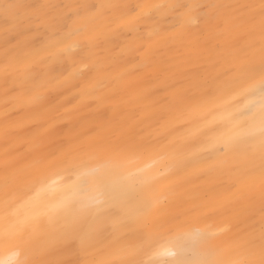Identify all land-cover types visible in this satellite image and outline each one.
<instances>
[{"label": "bare ground", "instance_id": "1", "mask_svg": "<svg viewBox=\"0 0 264 264\" xmlns=\"http://www.w3.org/2000/svg\"><path fill=\"white\" fill-rule=\"evenodd\" d=\"M63 1L65 5L97 7L104 4L136 7L144 4H159L162 1L173 2V0ZM72 1L73 3H70ZM4 2L59 5L60 1L0 0V3ZM208 2L218 3L219 0H208ZM251 2L259 3V0ZM222 3H242V1L225 0ZM127 7L123 11H127ZM57 11H68V9H57ZM140 11V8H136L137 13ZM102 19L101 17L91 21L102 22ZM170 25L166 27L169 28ZM73 27V22L69 21V28L65 31ZM5 28L3 16H0V232L5 228L27 223L36 214L38 206L50 208L62 198H70L75 202L93 200L95 197L84 184L75 191L60 190L52 185L54 170L48 168L47 163L53 158L77 150L89 149L100 140L114 121L123 120L134 131L135 140L147 144L149 149L135 161L118 162L89 177L93 180L94 192L97 193L98 185H119L138 168L155 162L156 167L160 168L167 177L163 181V185L168 190L164 193L160 205L161 215L196 209L198 214L209 216V222L218 231L216 239L227 244H240L250 233L258 234L259 201L251 205L254 211H248V204L240 200L237 194L238 189L243 187L241 177L222 166L219 158L201 164L192 156L193 151L208 139L209 130L220 122L224 115V103L231 101V94L226 87L221 90L190 87L188 73L192 72L194 76L197 75L200 79L207 78L210 81L213 77L232 69L229 76L222 77L225 80L229 79L234 75L235 69L244 62L242 55L239 59L235 58L247 43V37L242 32L238 33L230 29L222 31L218 36L221 40V48L212 51L209 47L203 57L198 54L206 45L207 39L203 38L202 42L198 43L200 49L195 54L185 52L182 55L177 45L187 42L188 37L181 34L174 43L170 41L167 46H157L156 39L149 41L146 36L140 42L130 43L115 50L113 55L107 45L106 48L99 49L103 58V64L100 65L95 57L93 62L89 63V56L74 49L79 41H83L85 34L79 38L80 40L76 38L78 41H69L64 33L58 35L51 28L41 27L39 30L34 28L24 35H17L14 31L6 34ZM192 28L184 30L189 32V41L193 38L190 36L195 34ZM213 33L212 36L217 34V32ZM167 35L172 34L167 32ZM120 36L115 35L111 39L120 40ZM102 38L107 39L104 35ZM150 48V57L146 58L144 53ZM9 49H15V52H9V60L15 55L23 62L7 63L5 53ZM94 49H98L96 43L92 50ZM126 60L129 64H133L127 73L124 70L120 71ZM147 62L158 64L165 70V78L172 75L174 79L172 82L177 81L173 86L180 83L189 86L194 96L192 100L187 101V108L181 103L185 86L172 91H170L171 87L162 89L163 91H159L162 95L160 97L162 105L155 104V91L153 84H149L146 80L147 72L142 70L139 74H132L133 67L137 69ZM162 63H169L173 67L172 74L166 71V66L162 67ZM84 64L88 65V70L81 71ZM103 67L105 72L102 76L112 79V83L115 82L119 86L118 89L121 87L124 89L118 90L121 96H127L124 91L130 93L131 99H134L132 102L143 107L145 111L139 114V117L132 116L131 120H128L123 101L117 103L114 109L108 106V99L113 89L109 87L101 89L95 77L97 68ZM26 68L31 69L28 75L37 77L35 86L32 80L27 82L23 80ZM140 84L144 85V88L138 89ZM167 84L166 79L165 82L159 80L155 83L156 86ZM46 88L54 93L53 99H46L44 93ZM89 102L94 103V106L83 110L82 105ZM232 106L235 108L239 105L233 103ZM22 167H28L31 171L35 187L10 185L6 198L4 182L6 175L10 176L13 171ZM226 174L234 178L233 181H230L232 178ZM43 185L47 187L41 191ZM209 186H214L215 195L223 196L225 202L222 201L218 207L215 206V209L206 210L194 199V196ZM117 212L118 208H112L108 215L98 222V226L105 228L104 235L111 233V223L116 218ZM110 241L111 238L101 247L110 245ZM176 243L187 247L193 259L202 251L201 242L195 234L182 236ZM6 255L7 252L0 248V258ZM106 255L107 252H102L97 258H104ZM61 258L82 260L85 257L82 254H67ZM108 258L118 259L116 256Z\"/></svg>", "mask_w": 264, "mask_h": 264}, {"label": "snow or ice", "instance_id": "2", "mask_svg": "<svg viewBox=\"0 0 264 264\" xmlns=\"http://www.w3.org/2000/svg\"><path fill=\"white\" fill-rule=\"evenodd\" d=\"M126 7L120 4L97 7L4 2L0 3V16H3L6 34L14 31L24 35L41 27L51 28L58 35L64 33L67 38L85 34L82 45L86 54L95 47L94 39L86 35L88 32H96L99 28L105 38L123 35L125 31L142 32L139 27L142 22H155L158 18L171 20L165 31L172 35L161 36L159 29L150 30L146 38L152 41L157 37V46H167L170 41L174 43L179 34L193 25L202 31L230 29L242 32L247 43L235 58L242 55L244 62L235 69L234 75L222 79L233 71L228 69L210 81L193 78L189 85L206 90L226 87L231 94V101L224 103L220 122L209 130L208 139L193 151L192 156L201 164L219 158L222 166L241 177L243 187L238 189L239 199L250 206L259 201V232L250 233L240 244H227L216 239L218 231L209 222V216L198 214L196 209L161 215L160 205L168 190L163 181L167 177L154 162L138 168L119 185H98L97 195L91 201L62 198L50 208L38 206L36 214L27 223L0 232V248L7 252L0 258V264H264V0L259 3L173 0L127 7V11H123ZM136 8L141 11L137 13ZM101 17L100 25L90 23ZM69 21L74 27L66 32ZM138 38L145 39L143 35ZM9 52H15V49L6 51L7 63L23 62L15 55L9 60ZM150 52L151 48L144 53L146 58L150 57ZM86 70L88 65L84 64L81 71ZM30 71V68L25 69L23 80H32L35 86L37 77L28 75ZM5 74H8L7 66ZM233 103L239 106L233 108ZM148 149L147 144L135 140L134 131L125 121H114L89 149L48 161L47 167L54 170L51 183L60 190H78L99 170L118 162L135 161ZM4 182L6 198L10 185L35 187L28 167L6 175ZM46 187L43 185L40 190ZM114 207L118 212L111 223L112 231L104 235L105 228L98 226V222ZM191 234H195L202 246L195 259L187 247L176 243L180 237ZM109 238L110 245L101 247ZM102 252L107 255L98 259ZM67 254H82L85 258H61ZM110 256L118 259L108 258Z\"/></svg>", "mask_w": 264, "mask_h": 264}, {"label": "rangeland", "instance_id": "3", "mask_svg": "<svg viewBox=\"0 0 264 264\" xmlns=\"http://www.w3.org/2000/svg\"><path fill=\"white\" fill-rule=\"evenodd\" d=\"M59 1H60L59 5H65V2L63 0H59ZM76 1H79V0H76ZM126 1H128V0H126ZM223 1H225V0H219L218 3H222ZM241 1H242V3H246V2H251L253 0H241ZM183 2L209 3L208 0H184ZM70 3H73V1L70 2ZM161 3H164V1L160 2L159 4H161ZM90 23L93 24V25H100L102 22H92V21H90ZM168 24H171V20L170 19H165V18H158L157 21H155V22L149 21L146 24L142 22L139 25V27L143 30L142 32L125 31V33L120 36V38H119L120 40H117L115 38H113V39L107 38L106 40L105 39L103 40L102 35H101V29L98 28V30L96 32H88L86 34L87 36L92 37L94 39V43H96L98 45V49L97 50L94 49V50L91 51V53L86 54L83 51V45H82V42H80V41H79L80 44L78 43V45L75 46L74 49L76 51H82L83 53H85V55L89 56V63L93 62L94 57H95V59L99 60L98 64L102 65L103 64L102 63L103 62V58H102V55L99 52L100 48H102V47L106 48V46L109 45L110 52L113 55L115 50H118V49L124 47L125 45H129L130 43L132 44V43H137V42L142 41L138 37L140 35H143L144 37H146L148 35V32L150 30L154 29V28L155 29H159L161 36H166L167 32L165 30L168 29L166 27V25H168ZM113 27H115V26H113ZM191 27H193L192 29H193V31H195V34L193 36H190V37H193V38L189 41V32L188 31H184V32L181 33V35L188 37V40H187V42L179 43L177 45L178 48H179V53L182 54V55L185 54V52L195 54L200 49V47H198V43L202 42L203 38L207 39V42H206V45H204V48L202 49L201 53L198 54V56L203 57L204 56V52L209 47H211L212 51H215V49L221 48L222 44H221V40H220V38H218V36L220 35V33L222 31L228 30V29H221V30L211 29V30H203L202 31L201 28H198L195 25H193ZM213 32H217V34L212 36L214 34ZM81 36H83V34L78 35V36L70 37L69 41H71V40L78 41V40H80L79 38ZM76 38H78V40ZM155 39H157V37H153V40H155ZM180 40L183 42V40L181 38H180ZM132 65H133L132 63L129 64V61L126 60L124 65H122V69L120 71L124 70V72L127 73L130 70ZM161 65H162L163 68H164V66H166L167 67L166 71H168V72H170L172 74L171 71H173V67L170 66L169 63H165V64L162 63ZM183 68H185V67H183ZM132 70H133V72H132L133 75L139 74V72L142 71V70L147 72V79L146 80L149 82V84H153V89L155 91L154 101H155V104H157L158 106L162 105V101H160V97L162 95L159 94V91H163L162 89L165 90L168 87L169 88L171 87L170 91H172V89L177 90V89H180L182 86H185L184 85L185 83H180L179 85L173 86L174 84H177V81L176 82H174V81L172 82V80H174L173 76L172 75H168L165 78V74H164L165 70H163L158 64H154L152 62H147L143 66L140 65L137 69L133 67ZM103 72H105L104 67L103 68H97V71L95 72L96 73L95 77L97 78L96 79L98 81L97 83H98V85H99V87L101 89L102 88L104 89V88H107V87H109V89H113V91H112V93H111V95H110V97L108 99V106H110V108L114 109L116 107L117 103H119L120 101H123L124 112H127L128 120H131L132 116H136L137 115L136 117H139L140 116L139 114H142L143 111H145L143 109V107H140V104H137V103L134 104V102H132L134 99L133 100L131 99L132 95L130 93H126L124 91V94H126L127 96H124V95L121 96V94L118 92V90H124V89L122 87L120 89H118L119 86L115 82L112 83V79H109L106 76L103 77L102 76ZM115 74H117V73H115ZM187 78H189L190 83H191L193 78H199V77H197V75L194 76V74L192 72H190V73H188V77ZM165 79L168 80V84L166 86L165 85H163V86H156L155 85V83L157 81H159V80H164V82H165ZM142 82H143V79H142ZM188 87L189 86H185L183 99H181V103L184 104V106L186 108H187V101L192 100V98L194 96V94H192V91H190ZM139 88H144V85L140 84L138 86V89ZM144 90L145 89H143V91ZM140 91L142 92V90H140ZM44 93L46 94L45 95L46 99H53L55 97V95L51 91V89L46 88ZM135 96H137V95H135ZM93 106H94V103L89 102V103H86V104L82 105V109L86 110L87 108H91ZM84 113H86V112H84ZM227 176H229V175H227ZM229 178H232V177L229 176ZM233 179L234 178H232L230 181H233ZM92 183H93V180L91 178H88V181L84 185H86L85 188L88 191L92 192V196L96 197L97 193L94 192L95 187H94V185H92ZM235 187L236 186H234V188ZM214 191H215L214 186H209V187L199 191L197 193V195L194 196V199H196V201L199 202L202 207L206 208V210L215 209L216 208L215 206L218 207V205L222 201L225 202V198L223 196H216ZM248 207H249L248 211H251V212L254 211V208L252 206L248 205ZM257 207L259 209V205ZM257 228L259 230L260 224L257 225Z\"/></svg>", "mask_w": 264, "mask_h": 264}]
</instances>
